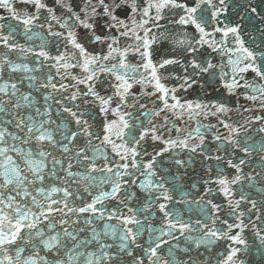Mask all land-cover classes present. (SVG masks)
Listing matches in <instances>:
<instances>
[{
    "label": "snow or ice",
    "instance_id": "6c2138e0",
    "mask_svg": "<svg viewBox=\"0 0 264 264\" xmlns=\"http://www.w3.org/2000/svg\"><path fill=\"white\" fill-rule=\"evenodd\" d=\"M0 264H264V0H0Z\"/></svg>",
    "mask_w": 264,
    "mask_h": 264
}]
</instances>
